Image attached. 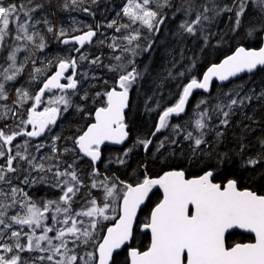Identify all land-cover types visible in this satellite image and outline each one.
<instances>
[{"label":"snow or ice","instance_id":"obj_1","mask_svg":"<svg viewBox=\"0 0 264 264\" xmlns=\"http://www.w3.org/2000/svg\"><path fill=\"white\" fill-rule=\"evenodd\" d=\"M84 2L71 0L72 10ZM97 2L91 0V4ZM43 7L33 0H0V264H118L121 250L126 252L128 264H264V195L241 190L238 180L225 174L224 165L230 161L227 153H217L215 165L204 168L196 178L186 179L183 170H173L156 179L145 176L135 185L105 174L98 166L103 163V146L123 145L129 136L125 110L131 107L130 93L144 75L137 69L135 58L152 49L154 41L146 47H132L133 43L141 39V29L155 36L169 16L175 19L178 14L183 18L177 34L202 40L201 52L211 46L210 37L215 35L209 26L225 15L233 39L239 36L248 42L236 46L231 55L200 77L190 75L196 66L195 57L182 71L169 70L165 77L184 79L176 85V99L162 110L151 133L156 137L168 132L154 145L155 151L178 145L182 137L190 142L194 157H212L206 150L209 142L205 137L214 132L215 143L219 144L225 135L220 129L229 127L236 109L264 99V90L258 94L254 89L244 92L242 84L224 91L232 78L264 68V0H178L175 4L173 0H127L122 14L128 23L112 20L106 25L116 33H126L119 38L112 36L107 45L113 53L121 52L111 57L116 64L103 65L115 73L114 84L95 94L93 103L99 106L84 113H94V122L70 138V147L62 149L57 144L62 137L53 128L70 110L84 112V105L73 99L80 95L76 69L78 61L87 60L97 67L103 63L100 56L90 59L81 51L93 42L101 26L97 24L95 30L88 26L86 32L69 39V31L80 29L57 28L46 16L36 17L34 13ZM62 8H69L68 0ZM79 10L94 14L90 7ZM40 24L60 43L73 44L68 51L79 56L46 52L48 43L37 27ZM118 39L125 43H117ZM223 40L221 36L216 46ZM21 52L26 53L23 59L18 56ZM124 53L130 56L125 58ZM214 81L219 84L214 85ZM195 90L209 95L196 102L183 124L173 123L172 117L187 115ZM213 92L215 103L211 102ZM80 99L87 102L88 93ZM146 108L156 111L161 101H156L155 108L147 104ZM213 116L219 121L214 127L210 125ZM189 125L198 135L188 130ZM18 137L25 139L14 143ZM48 139L51 143H44ZM258 143L264 149V138ZM136 145L148 152L153 139L137 138ZM247 147L241 143L240 153ZM45 148L49 151L44 152ZM131 151L125 149L109 163L124 165ZM67 154H71L70 163L63 159ZM82 158H87V173L78 167ZM242 166L264 167V151L243 160ZM37 186L54 190L55 198L30 194L29 189ZM154 188L162 189V199L146 221L138 223V212ZM107 221L115 222L108 226ZM136 228L150 234L146 250L130 246ZM237 230L252 234L254 242L229 244V236Z\"/></svg>","mask_w":264,"mask_h":264},{"label":"trees","instance_id":"obj_2","mask_svg":"<svg viewBox=\"0 0 264 264\" xmlns=\"http://www.w3.org/2000/svg\"><path fill=\"white\" fill-rule=\"evenodd\" d=\"M7 2L8 0H5V3ZM13 2L19 3L20 0H13ZM199 2H201V0H198V3ZM33 3H42L44 5L43 9L35 12L34 15L38 18L46 16L57 28L64 27L70 30L74 24V19L81 20L84 24L82 25L83 27L87 26L88 28V26H92L95 29L97 24L101 26L98 30L99 35L96 42L83 52H86L90 59L95 56H100L103 63L100 67H97L96 65L89 64L87 60L78 61V74L82 80V84L78 91L80 95L87 92L89 99H93L97 92L103 93L106 89L111 88L114 84L115 73L109 72L103 65L116 64L117 61L111 59V57L113 55H121V52L118 50L113 53L107 45L111 43L112 36L119 38L122 33H126H124V30H122V33H116L114 29L108 28L106 25L112 20H117V22L121 24L128 23L127 17H124L122 14V8L127 3V0H98L96 4H91V0H85L83 4L77 6V10H72L71 0H68L69 8L67 10L62 8L64 0H33ZM173 3H178V0H173ZM29 6L31 7L32 5ZM84 7H90L94 14L90 15L79 10ZM168 11V9H165V12ZM118 13H120V15H117ZM182 18L181 14H178L175 19L169 16L166 25L162 26L161 32L155 34V36L148 33L146 28H143L141 29V39L135 41V44H144L143 46H147L150 40H153L154 43L147 57L145 56L142 60L139 56L135 58L136 60L139 58L137 60L139 64L136 63L137 69L140 67L138 70L141 71V62L143 59L147 58V62L145 60L144 62L146 63L143 66V69L145 70V68H147V70L143 71L144 75L139 80L138 84L135 85L132 93L133 98L129 114V122L133 131L131 145L136 143L137 138H150L151 133L157 125L158 111L155 112V115L151 116V111L147 110L146 104L148 108H155L156 101L160 100L161 108L158 110L161 113L165 107L173 104L176 99V92L178 91L176 85L184 78L177 80L165 79L169 70L173 73L182 71L186 66L190 65L191 58L195 57L196 66L191 70L190 75L200 77L212 64L220 62L226 55H230L236 46L248 43L239 36L233 39L232 33L230 32L231 25L225 15L224 17H219L216 23L209 26L211 32L215 33V35L214 37H210V39L212 38L210 40L211 46L204 48V51L201 52L200 49L203 46L202 40L187 36L186 34L183 36L177 34L178 28L176 27H178L179 21ZM68 22L71 24L67 25ZM174 25L175 28H173ZM37 27L45 38L50 39L49 41L46 39L48 43L46 52L49 54H58L60 56H74L72 52L70 53L68 51L70 47L64 46L55 39L53 34L46 32L43 24ZM134 27H138V25ZM75 33L79 32L69 31V35ZM104 33H106V39L103 36ZM221 36L224 37L223 43L217 47L216 41L219 40ZM101 40L104 41L103 44L99 43ZM117 43H122V40L118 39ZM137 51H139V49H137ZM24 55H26V53L22 54V59ZM123 55L125 58L130 56L128 53H124ZM174 64L175 67H173ZM105 81H107V83H105ZM239 84L244 86V92H249L254 89L258 94L261 90H264V69L259 70L254 75L245 76L229 84L227 88H224V91L226 92L228 88ZM216 91H219V89ZM243 94L244 93H241V95ZM80 95L73 97L76 103L83 101L80 99ZM208 95L209 94L203 93L196 94L189 105L187 115L173 118H178L176 123L183 124L184 121L188 119V114L195 108L196 102ZM215 95L216 92H213L212 103L216 102L214 99ZM136 96L139 99H136ZM97 106L99 105L92 103V108L89 111L92 112L93 108ZM76 113L77 112L74 110H70L66 113L69 115V119L64 121L65 125L62 127L61 131L65 132L70 130V134L73 132L71 124H74L76 119V121H78L80 116V114L76 115ZM218 122V119L213 116L210 125L214 127ZM84 123H86V121L81 124L84 125ZM74 126L76 129L80 130L81 127H83L79 125L76 126L75 124ZM220 130L224 131L225 135L219 144L215 143L214 132L205 137L209 142L206 150L212 153V157H194L188 147L190 142L184 141L182 137L179 138L180 143L178 145H167L165 149L156 152L154 145L160 139V135L153 140V145L150 146L146 154L142 149H138L136 145L133 149L132 157H130L131 162L127 168L119 164L120 168L118 169L116 168L118 164H112L115 169L114 173H116L121 180H125L133 185L142 182L145 176L149 178L156 177L171 169H182L187 173L188 177H192V175L200 174L204 168L215 165L214 157L217 153H227L230 157V161L228 164L224 165V168L227 170L225 174L228 175L229 178H236L241 187L249 188L260 195L264 194V167L251 169L242 166L243 160L247 159L249 156H255L256 153L260 151H264L258 143L259 138H264V99L253 100L248 103L247 107L236 109V114L231 117L229 127L227 129L221 128ZM241 143L248 146L243 153H240ZM202 147L205 146L202 145ZM172 151H175V156L170 155ZM111 152H113L114 158L122 154L120 150L110 148V151L107 150L104 160L110 156L109 153L112 156ZM140 161L143 163L145 161L146 163L143 165ZM0 163H3V161H0ZM88 170L87 168V172ZM102 171L108 174L107 171L103 169ZM125 171L128 174L125 173L124 175L123 172ZM23 175V173L20 175L21 178H23ZM35 175L36 173H33V176ZM15 183H19V181H15ZM35 191L38 192L35 194ZM29 192L36 196L47 195L48 198H55L56 195L54 190L47 191L42 186L31 188ZM158 200L159 198L157 199L156 194H152L145 210L149 212ZM114 222L115 221H110L108 226L113 225ZM148 244L149 235L142 233L140 230H136L131 247L143 250ZM24 255L28 256V253ZM117 260L118 264H128L126 252L122 250Z\"/></svg>","mask_w":264,"mask_h":264},{"label":"rangeland","instance_id":"obj_3","mask_svg":"<svg viewBox=\"0 0 264 264\" xmlns=\"http://www.w3.org/2000/svg\"><path fill=\"white\" fill-rule=\"evenodd\" d=\"M82 25H84L83 24V22L81 21V20H76V19H74V24H73V26H72V28L73 27H75V28H78V29H82V30H80V31H74V32H81V31H87L88 30V28H87V26H82ZM82 27V28H81ZM95 30V29H94ZM103 36H104V38L106 39V33H104L103 34ZM122 43H124L123 41H122ZM136 44H135V42L133 43V45H132V47H134ZM141 46H143V45H141ZM146 47V46H145ZM151 50V49H150ZM150 50L149 51H147V52H141L140 53V55H139V58H144L146 55H147V53H150ZM24 52H21V53H19L18 54V56H19V59H22V54H23ZM142 54V55H141ZM129 70H131L130 68H129ZM72 70L70 69V72H71ZM75 79L77 80V81H79V83H78V89L80 88V86H81V84H82V80H81V78H80V76H79V74H78V70H77V76L75 77ZM57 94H59V93H57ZM136 99H139V98H136ZM92 103H93V99L91 98V99H89L87 102H85V101H81L80 102V104H83L84 105V112L83 113H81V112H77L76 113V115H78V114H80V116H79V118H78V121H76L75 120V122H74V124L76 125V122L77 123H83L84 121H87V120H89L90 119V117L91 116H86L84 113H87V112H90L89 110L92 108ZM96 108V107H95ZM94 109V108H93ZM239 109V108H238ZM42 110V109H41ZM93 111V110H92ZM156 111H158V114L160 115V111L157 109ZM156 111H151L150 113H151V116H153V115H155V112ZM159 115H157V118H158V116ZM192 115V111L190 112V114H188V116H191ZM67 119H69V115L68 114H64V116L61 118V119H59L58 121H57V127H55V128H53V132L54 133H58V134H60L61 135V137H62V139L60 140V141H58L57 142V144H58V147H60L61 149L63 148V146H65V145H67V146H71V137L72 136H74V135H77V134H79V132L81 131L80 129H76L75 128V126H74V124H71V129L73 130V132L70 134V130L69 131H66V132H63V131H61V129H62V127H64V121L65 120H67ZM151 119H152V117H151ZM155 119H156V117H155ZM172 119V122L173 123H176V120L178 119H173V117L171 118ZM195 119V117H193V120ZM9 123H13V121H9ZM80 126V125H79ZM81 126H82V124H81ZM71 130V131H72ZM188 130H190V131H193L194 132V135L196 134V135H198V133H196L195 131H194V129H193V127L191 126V125H189L188 126ZM168 134V132L167 131H165V132H162V134H161V136H160V139H162L163 138V136H165V135H167ZM49 135H51V134H49ZM65 136V137H64ZM64 137V138H63ZM23 139H25V138H23V137H18L17 138V141H14V143H16V142H18V141H22ZM41 140H43V138L41 139ZM35 142H37V141H33V143H35ZM44 143H46V144H49V143H51V140L50 139H48V140H44ZM135 146H136V143L134 144ZM134 145H131V147H129V148H132V151L129 153V158L130 157H132V152H133V146ZM167 146V145H166ZM138 149H142L143 151H144V149H143V146L142 145H137L136 146ZM44 152H48L49 151V149L48 148H45L44 150H43ZM63 159L65 160V161H67V162H71V154H67V155H65L64 157H63ZM130 160H127V162L125 163V167L127 168V166L130 164ZM49 163H51V162H49ZM67 165L66 164H62L61 165V167H66ZM78 167L84 172V173H87V168H88V166H86L85 165V163L82 161V160H80L79 161V165H78ZM125 173H126V171L125 172H123V174L125 175ZM22 173H20L19 175H21ZM126 174H128V173H126ZM38 174H36L35 176H37ZM82 178H84L85 180H87V177L86 176H84V177H82ZM14 183H15V181H14ZM83 191H86V189H84V190H82V192ZM94 191V194H97V193H95V190H93ZM38 191H35L34 193L36 194ZM54 199V198H53ZM81 203H83V201H81ZM77 207H78V205H77ZM110 221H107V222H105L107 225H108V223H109ZM103 234V232L102 233H100V235H102ZM35 255V254H34Z\"/></svg>","mask_w":264,"mask_h":264},{"label":"flooded vegetation","instance_id":"obj_4","mask_svg":"<svg viewBox=\"0 0 264 264\" xmlns=\"http://www.w3.org/2000/svg\"><path fill=\"white\" fill-rule=\"evenodd\" d=\"M71 23H69L68 22V24L67 25H70ZM66 25V26H67ZM83 32H86V31H83ZM79 33H82V32H79ZM79 33H75V34H71V35H69V36H73V35H76V34H79ZM99 33V32H98ZM97 33V37H96V40H97V38H98V34ZM96 40H95V42H96ZM94 42V43H95ZM66 47H70V49L73 47V46H66ZM91 47V46H90ZM87 48H89V47H86L85 49H83L82 50V52L84 51V50H86ZM73 53V55H74V52H72ZM77 70H78V68L76 69V72H77ZM69 72H70V70H69ZM135 87V86H134ZM133 91H134V88H133V90L131 91V101H132V98H133V96H132V93H133ZM136 98H137V96H136ZM98 107V106H97ZM129 114H130V108H129V110L126 112V114H125V123L127 124V126H128V132L130 133V136L132 137V127H131V124H130V122H129ZM92 122H94V113H93V115L91 116V118H90V120H87L86 121V123H84V125H82L83 127H81V130H86V127H87V125L89 124V123H92ZM81 123H77L76 122V126H78V125H80ZM81 126V125H80ZM66 132V131H65ZM162 134V133H161ZM160 134V135H161ZM159 135V136H160ZM158 136V137H159ZM65 137V136H64ZM131 137H130V140L124 145V146H122V147H113V146H104L103 148H104V152H103V163H101L100 165H98L99 167H100V169H101V171H102V169L103 170H105V171H107L108 172V174L109 173H111V174H114L115 176H117V174L116 173H114V171H115V169L113 168V165L112 164H115V163H109V161H114L116 158H114V154H113V152H111L112 153V156H111V154L109 153V157L106 159V160H104L105 159V154L107 153V150H109L110 151V148L111 149H116V150H120L121 151V153L125 150V149H128L130 146H131ZM151 138V137H150ZM42 139V138H41ZM41 139H39V140H41ZM144 153L146 154V152L144 151ZM122 155V154H121ZM84 163H85V165L86 166H88V162H87V158H82L81 159ZM127 160H130V158H129V155H128V157L126 158V162H127ZM124 167H125V164L123 165ZM116 168H120V166H119V164H118V166L116 167ZM172 170V169H171ZM175 170H178V169H175ZM180 170V169H179ZM182 170V169H181ZM169 171V170H168ZM103 172V171H102ZM105 174H107V173H105ZM187 174V173H186ZM200 174H202V172L200 173ZM199 175V174H198ZM197 175H192V177H196ZM188 178H190V177H188ZM238 187L241 189V190H245V189H248V190H251V189H249V188H245V187H241L240 185H239V182H238ZM257 193V192H256ZM153 194H156V196H157V199L159 198V200L157 201V203L162 199V193L159 191V190H157L155 193H153ZM259 194V193H258ZM261 195H264V194H261ZM156 203V204H157ZM155 204V205H156ZM154 205V206H155ZM147 207V205L145 206V208ZM145 208L144 209H142V211L140 212V214H139V216H138V223H143L144 221H146V219H147V217L150 215V212H151V210L148 212V211H146L145 210ZM136 230H140L139 228H136L135 229V231ZM142 233H144V234H148L149 235V243H150V234L149 233H146V232H142ZM246 242H254V237H253V235L252 234H248V233H243V232H241V231H235V232H233L230 236H229V238H228V243L229 244H232V243H246ZM149 245V244H148ZM148 245H146V247L143 249V250H146V248L148 247Z\"/></svg>","mask_w":264,"mask_h":264},{"label":"water","instance_id":"obj_5","mask_svg":"<svg viewBox=\"0 0 264 264\" xmlns=\"http://www.w3.org/2000/svg\"><path fill=\"white\" fill-rule=\"evenodd\" d=\"M84 32H82V33H79V34H76V35H81V34H83ZM76 35H73V36H76ZM72 36H68L67 38H71ZM97 37V36H96ZM96 37H94L93 38V42L91 43V44H85V46H84V48L83 49H85L86 47H90V46H92L93 44H94V42H95V40H96ZM64 45V44H63ZM64 46H74L73 44H68V45H64ZM76 47H79V45H75ZM83 49H81V51L83 50ZM232 54V53H231ZM230 54V55H231ZM74 56L75 57H78L79 56V53H74ZM223 60V59H222ZM222 60L220 61V62H222ZM220 62H217V63H214V64H218V63H220ZM214 64H212V65H214ZM211 65V66H212ZM210 66V67H211ZM209 68V67H208ZM207 68V69H208ZM207 69H206V71H207ZM264 68H258L254 73H251V74H249V73H243V74H240V76H238V77H235V78H232V83L233 82H235V81H237V80H239V79H241V78H243V77H245V76H247V75H253V74H255V73H257L259 70H263ZM70 70V69H69ZM205 71V72H206ZM215 84H219V82L218 81H214V85ZM229 84H231V83H229ZM228 84V85H229ZM198 93H202L200 90H195L194 91V93H193V96L190 98V101H189V105H190V103L192 102V100H193V98H194V96L196 95V94H198ZM203 94H207V93H203ZM130 99H131V94H130ZM129 109H126L125 110V114H126V112L128 111ZM162 114V113H161ZM127 131H128V127H127V129H126ZM129 133V132H128ZM161 133H158L157 134V136L156 137H151L153 140L155 139V138H157L159 135H160ZM130 133H129V136H128V138H127V140L124 142V144L123 145H110V144H106L105 146H113V147H122V146H124L129 140H130ZM39 139H41V138H37V140H39ZM104 147V146H103ZM173 170H175V169H172V170H169V171H173ZM184 171V170H183ZM167 172V171H166ZM185 172V171H184ZM165 174V172L163 173V174H161V175H159V176H156V177H151V178H153V179H156V178H159V177H161V176H163ZM185 178L186 179H193V178H196V177H190V178H188V176H187V174H186V172H185ZM157 190H159L161 193H162V189H159V188H154L153 189V191H152V193H150L149 194V198H148V200L145 202V204L144 205H142L141 206V210L138 212V216H139V214H140V212L142 211V209H144L145 208V206L148 204V202H149V200H150V197L152 196V194L153 193H155ZM245 190H248V189H245ZM252 191V190H251ZM258 194V193H257ZM162 195H163V193H162ZM112 226V225H111ZM239 231V230H238ZM132 243V242H131ZM131 246V245H130ZM122 251V250H121Z\"/></svg>","mask_w":264,"mask_h":264},{"label":"bare ground","instance_id":"obj_6","mask_svg":"<svg viewBox=\"0 0 264 264\" xmlns=\"http://www.w3.org/2000/svg\"><path fill=\"white\" fill-rule=\"evenodd\" d=\"M223 17H224V16H223ZM220 19H221V18H220ZM176 26H177V25H176ZM173 28H175V25H174ZM176 28H178V27H176ZM213 37H214V36H213ZM46 39H48V38H46ZM211 39H212V38H211ZM211 39H210V40H211ZM49 40H50V39H48V41H49ZM142 45H144V44H142ZM148 54H149V53H147V55H148ZM141 55H142V54H141ZM147 55H146V57H147ZM138 59H139V58H138ZM138 59H137V60H138ZM140 59L142 60V58H140ZM146 59H147V58L143 59V61L141 62V65H142V66H141V67H142V71H144L143 66H144V64L147 62ZM137 60H136V62L138 63ZM141 60H140V61H141ZM145 60H146V62H144ZM138 64H139V63H138ZM139 68H140V67H139ZM139 68H138V69H139ZM139 71H141V70H139ZM137 136H138V135H137ZM140 139H141V138H140ZM142 139H143V137H142ZM133 148H134V147H133ZM140 162L143 163L142 161H140ZM144 163H146V162L144 161ZM144 163H143V165H144ZM142 170H143V169H142ZM144 171H145V170H144ZM144 171H143V172H144Z\"/></svg>","mask_w":264,"mask_h":264}]
</instances>
